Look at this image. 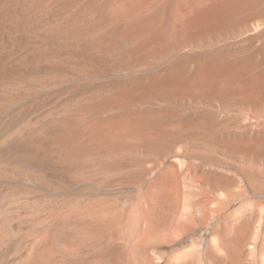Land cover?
<instances>
[{
	"label": "rangeland",
	"instance_id": "1",
	"mask_svg": "<svg viewBox=\"0 0 264 264\" xmlns=\"http://www.w3.org/2000/svg\"><path fill=\"white\" fill-rule=\"evenodd\" d=\"M46 1L0 0V264H215L212 244L230 264L228 250L245 223L244 264H264V157H257L264 145L255 146L264 99L216 98L214 126L198 129L179 126L190 106L175 104L185 116L150 117L159 118L162 140L110 151L97 140L105 131L90 134L79 119L136 116L140 102L99 105L114 93L108 87L132 83L133 74L89 73L61 59L46 25L61 4ZM148 100L164 107L155 95ZM178 127L207 140L191 142ZM245 131L250 144L227 145L232 135L246 141Z\"/></svg>",
	"mask_w": 264,
	"mask_h": 264
},
{
	"label": "bare ground",
	"instance_id": "2",
	"mask_svg": "<svg viewBox=\"0 0 264 264\" xmlns=\"http://www.w3.org/2000/svg\"><path fill=\"white\" fill-rule=\"evenodd\" d=\"M46 2L49 6L55 3L61 4V8L59 5L56 6V15L64 13L57 16L51 13L53 16L48 17L46 21L53 37L62 46V50L57 51L55 48L54 52L60 58L74 61L79 69L89 73L101 69L114 74L120 71L130 73V76L133 74L132 83L121 87H108L107 90L109 88L114 90V93H111L113 96L100 97L102 99L99 100V105H109L114 110H118L123 106L135 107L140 102L138 104H143L144 107H139L136 116L129 118L132 115L128 114V119L109 118L102 123L81 122L79 119L80 128L90 134H95V129L105 131V135H100L97 140L108 145L110 151L119 148L124 150L129 145L135 149L138 147L139 150V147L146 143L162 140L154 124L159 118L155 119L154 116L153 123V118L150 117L155 111L156 114L157 112L164 114L165 118L185 116L178 110L182 107L176 108L175 104L190 106L185 120L179 126L198 129L205 128V125L214 126L215 120L212 115L213 108L217 105L214 100L216 98L226 101L228 96L234 95L237 96L235 101L243 104L264 99L258 97L264 94L262 89L264 87V0H47ZM47 9L50 10L49 7ZM51 51L45 56L54 54ZM136 74L140 75L134 77ZM151 95L161 98L164 107L161 108L162 105L159 103L155 105L158 107L151 106L155 104L148 100ZM177 120L180 119H174L175 122ZM173 122L171 124L174 126L175 122ZM217 123L219 124L218 121ZM163 125L162 128L167 126ZM187 130L180 128L175 131L183 134V137H189L191 142L207 140L203 131L191 133ZM221 135L216 134V141L225 146V140L220 141ZM243 135L247 136L246 141L242 140L243 138L239 141L232 135L234 138L230 139L227 145L232 147L250 144L249 133L245 131ZM74 138L76 140V137ZM255 141L256 147L264 145L263 127L256 131ZM235 148L237 147H233ZM257 157H264V153L258 151ZM87 163L89 165V161ZM245 224L235 232L236 235L232 240L235 243L234 248L231 247L230 250L225 248L228 250L230 264H244L247 254L245 242L249 236V224ZM257 230L255 239L260 236V222ZM216 240L219 241L215 238V242ZM254 245L250 243L248 246L255 247ZM209 253L215 258V262L213 261L215 264L224 263L226 256L222 257L218 253L217 246L212 244Z\"/></svg>",
	"mask_w": 264,
	"mask_h": 264
}]
</instances>
